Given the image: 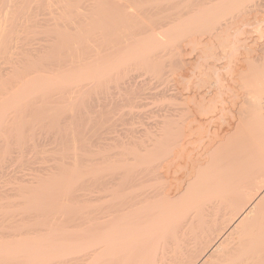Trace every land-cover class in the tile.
I'll list each match as a JSON object with an SVG mask.
<instances>
[{"label": "bare ground", "instance_id": "1", "mask_svg": "<svg viewBox=\"0 0 264 264\" xmlns=\"http://www.w3.org/2000/svg\"><path fill=\"white\" fill-rule=\"evenodd\" d=\"M107 1L0 65V158L76 95L83 115L75 143L50 118L74 148L54 135L53 166L0 191V264H264V0Z\"/></svg>", "mask_w": 264, "mask_h": 264}, {"label": "rangeland", "instance_id": "2", "mask_svg": "<svg viewBox=\"0 0 264 264\" xmlns=\"http://www.w3.org/2000/svg\"><path fill=\"white\" fill-rule=\"evenodd\" d=\"M1 1V0H0ZM8 2L5 4H1V2H0V8L1 7H6V10L4 11V12H2L1 13V15H0V65L2 66V65H4V66H8L9 64L8 63H10V61L11 60H13V59H15L16 58V55H17V53L18 52H20V51H27V50H33V49H35V48H39V46L42 44H45L44 42H46V40H47V42H51L52 41V39H53V41H58V39L60 40V38H59V35L60 34H66L67 36H72L73 34H75V36H76V34L78 33L79 34V32H80V30H79V27H81L82 26V19L83 18H85L84 16L86 15L88 18H91V17H95L96 18V13L94 14V16H93V14H92V12L93 11H91V6L93 5V4H95V3H98V4H96L97 5V7H96V9H99V7H100V2H99V0H72V2H71V0H61V1H63V4H65L66 3V1L67 2H69L70 3V5H71V7L69 6H67L66 4V6L65 5H63V7H62V3H61V1L60 0H55L56 2L57 1H59L61 4H56L55 3V1L54 0H47L48 1V3L49 4H45V2H47L46 0H41L42 1V3H39V1L38 0H32V2H31V0H7ZM52 1H54L53 3H55V4H51L52 3ZM79 1H81V2H79ZM83 1V2H82ZM109 1V0H108ZM107 1V4L109 3ZM115 1H117V0H110V5L111 6H109V4L107 5V4H105L104 6H106V7H108V8H106V11L107 12H109L107 15H106V13L104 14V13H102L101 14V16L104 14L106 17H108V15H109V17H114V18H116L117 16L118 17H122L121 15H123V14H127L128 13V7H129V4H131L132 3V5H134L133 6V9H135V10H138V9H136V8H138L139 6L140 7H142V6H146V3L145 2H147L146 0H143V2L141 1V0H139L138 2L136 1V3H134V1L135 0H126V1H123V0H118L117 1V3H119L121 6L122 5H124V4H126V6L124 5V7H127V5H128V7H127V10H126V8H124L125 9V11L121 14V13H117V15H115V11H120L121 12V10L123 9L121 6H119L118 7V4H117V7L115 6L116 5V3H114ZM121 1V2H120ZM128 1H131V2H128ZM140 1L142 2V6L140 5L141 3H140ZM65 2V3H64ZM74 2H76L75 4H73ZM94 2V3H93ZM113 2V3H112ZM125 2H127V3H129V4H127V3H125ZM17 3V4H16ZM20 3V4H19ZM29 3V4H28ZM79 3H80V5H79ZM92 3V4H91ZM138 3V4H137ZM73 4V5H72ZM90 4V5H89ZM135 4L137 5V6H135ZM7 5V6H6ZM16 7H15V6ZM61 5V6H60ZM69 5V4H68ZM77 5H79V7L77 6ZM84 5H86V6H84ZM114 5V6H113ZM14 6V7H13ZM76 6V7H75ZM90 8H89V7ZM113 6V7H112ZM144 6V8H146L147 9V7H148V3H147V7H145ZM83 7V8H82ZM110 7L111 8H113V10L111 9L110 10ZM135 7V8H134ZM139 7V9H141ZM86 8V9H85ZM95 8V5H93L92 6V10H94V12L96 11L97 12V10L96 9H94ZM115 8H117V10L115 9ZM119 8L121 9V10H119ZM143 8V7H142ZM149 8V7H148ZM151 8V7H150ZM81 9V10H80ZM108 9V10H107ZM115 9V10H114ZM83 10V11H82ZM86 10V11H85ZM87 10H90V11H87ZM82 11V12H81ZM105 11V12H106ZM110 11H112L113 12V14H112V12H110ZM123 11V10H122ZM84 12V13H83ZM87 12H88V15H87ZM93 12V13H94ZM83 13V14H82ZM86 13V14H85ZM89 13H91L90 15H89ZM99 13V12H98ZM111 14V15H110ZM121 14V15H120ZM129 15H130V13H128ZM127 14V15H128ZM83 15V16H82ZM99 15H100V13H99ZM86 17V18H87ZM97 17H98V14H97ZM94 19V18H93ZM57 24L58 25V28H54V26ZM50 26H53V27H50ZM47 27V28H46ZM48 27H50L51 29H49L48 30ZM9 30H11V32L12 33H10V31ZM4 32H9L10 34H11V36H9V38H8V44H7V46H6V48H5V50H2V45H1V41L3 40V37L1 36V34L2 33H4ZM8 33V34H9ZM70 34H72V35H70ZM73 38H75L76 39V37H74V35L72 36ZM58 38V39H57ZM66 39H69V38H66ZM74 39V40H75ZM48 40H51V41H48ZM46 42V43H47ZM77 42V41H76ZM3 52H5L4 53V59H3ZM188 73V72H187ZM186 73V74H187ZM73 96H75V95H73ZM72 96V97H73ZM76 97H78V99H77V101H75L76 99ZM76 97L74 98L73 97V99H75L74 101H75V103H77V102H79L80 100H79V96H77L76 95ZM79 100V101H78ZM73 101V100H72ZM60 103L61 102H58V103H54V105H53V103L51 104V106L53 105L54 107L52 108L51 106H50V104H48L47 105V107H50V109H49V111H51L52 109H56V107L58 106V105H56V107H55V104H59V106H60ZM64 103V104H63ZM63 103H61L62 105H65V102H63ZM71 103V102H70ZM75 103L73 102L71 105H72V107L70 106V108H72V110H76V111H73V113L75 114H73L72 116H71V114H72V111L70 112V110H69V112L66 110V114H65V116L63 117V119L60 117V115H58L62 120L60 121V120H57V118L56 119H54V116H51V114L52 115H55V114H53L52 112H54V110H52V112H48V111H46L48 114H46V113H42V112H44L45 110H47L46 108L47 107H44V108H42L41 110H40V113H39V115H41V114H43V115H45V116H40V117H42V118H40L39 120L40 121H37L36 123H39L40 125L38 126V127H36V125H38V124H35L34 126H33V128H32V132L33 133H31L30 134V138H31V136H33L32 138L34 139L35 137H36V139H32L31 138V140H30V138L27 136V137H25L24 139L25 140H27L28 142H26L25 140L23 141V142H21V145H19V146H23V148H24V145H22L23 143H25V148L23 149L22 147H20V152L22 151L23 152V150H24V152L22 153V157H21V159L19 158V155H21V153L19 154L18 152H15V151H17L18 149H19V147L16 145H13V144H9L10 146V152H12L13 150H12V145L17 149H15L12 153H7L6 155H5V158H0L1 160H0V168L2 169H0V171H2V172H0L1 173V177H0V179L4 176H2V173L3 172H5L6 174L8 173V172H10V173H8V175H10V177H8L10 180H7L6 179V177L8 176V175H5V177H3L2 179L3 180H7V181H3L2 179H1V181H0V191L2 192V193H4V195H5V197H6V195H8V193H9V195L10 196H12V194L14 195L15 193H14V191H16V189H15V187L14 186H16L15 184H16V178H18V180L17 181H19V180H23V181H27V180H29V179H31L33 176H34V174L35 173H38V172H40V171H42L43 169H45V168H47V166L49 165L50 166V164L52 163V161H50V163H49V161H48V163H47V161L45 162V160H48L47 158H49V156L51 155V154H55V152L54 151H52V149L53 150H55V147L54 146H56V145H58V143L60 144L61 143V141H60V139H61V134H62V136H63V139H62V141L63 142H66V140H67V142L66 143H63L65 146H66V144L67 145H69V142L70 141H73V138L76 136V137H78L77 139H76V137L74 138V141L75 140H78L79 139V136H80V130H82V126L81 127H79L81 124L79 123H77L78 124V127L79 128H81L80 130H78L77 132L79 133V136H78V133L76 132V131H74V133H71V132H73V130H75V129H77L78 127H76L75 128V126H77V125H75V120L77 119V118H79L78 116H80V115H78V114H80L81 113V109L82 108H80V110L81 111H79V109L77 108L78 106H80V103H77L76 105H77V107L75 106ZM92 103V102H91ZM74 104V105H73ZM79 104V105H78ZM77 108V109H75V107ZM57 111V110H56ZM59 111V110H58ZM58 111H57V114H58ZM77 111H78V113H77ZM80 112V113H79ZM56 113V112H55ZM64 113H65V111H64ZM56 114V115H57ZM70 114V115H69ZM82 114V113H81ZM50 115V117H48ZM62 115V114H61ZM76 115H77V117H76ZM75 116V117H74ZM43 117H45V118H43ZM48 117V118H47ZM53 117V119L54 120H57L58 122H59V124L60 125H62L63 126V124L62 123H64L65 125V130L66 129H68V127H69V123H70V121L73 123V122H75V123H73L71 126H70V128L73 126L74 128H72V129H70V131L69 130H66V132L67 131H69L67 134H70L69 136L71 137V135L72 134H74V136H72L69 140V142H68V139H66L67 138V136H65L66 134H65V131H64V129H62L61 131L60 130H57V129H60L59 128V124L56 126V128H54L55 127V125H56V121H54L53 119H50V118H52ZM57 117V116H56ZM82 118H83V115L81 116ZM50 119V120H47V119ZM59 118V119H60ZM72 120H71V119ZM82 118H79V120H81ZM43 119H45L46 121H48V122H43L44 120ZM64 119H65V121L66 122H69L68 124L67 123H65L64 122ZM70 121H69V120ZM43 120V121H42ZM52 120L54 121V124H53V122H52ZM79 120L77 119V122H79ZM150 120H153L154 121V118H150ZM82 121V120H81ZM50 122H52L51 123V125L52 126H54L53 128H54V131L51 129V125H48V123H50ZM44 124V123H46L44 126L46 127V128H48V127H50V128H48L50 131H52V132H54V133H52V132H49L46 128H44V126L42 125V124ZM41 125H42V128H40L41 127ZM64 126L63 127H61V128H64ZM66 126H68V127H66ZM128 127V126H127ZM36 128V129H35ZM40 128V129H39ZM78 128V129H79ZM126 128V127H125ZM37 132L38 131V133H39V131H41V133H39L40 135H41V137H40V135L37 133V135H35V133L36 132H34V130ZM38 129V130H37ZM44 129H45V132H44ZM46 132H48V133H50L49 135L48 134H46ZM58 132V134H56ZM60 132H61V134H60ZM63 132H64V134H63ZM53 135H52V134ZM35 136H34V135ZM59 134H60V136H59ZM44 135V136H43ZM45 135H48V136H45ZM54 135H55V137H57V135H58V139H59V137H60V139L58 140V139H55V140H57V141H60V142H58V143H55L56 141L54 140ZM39 137V138H38ZM44 137V138H43ZM51 137H52V139H51ZM66 137V138H65ZM50 138V139H49ZM29 139V140H28ZM44 139H48V140H51V141H46V140H44ZM65 139V140H64ZM42 140H43V142H42ZM52 140H54V141H52ZM38 142V144H40V145H36L37 144V142ZM41 141V142H40ZM73 141V142H74ZM31 142H33V143H31V144H34L35 146H36V148H35V146L34 145H31L30 143ZM72 142V143H73ZM78 144H80V141H76ZM29 144V145H27L26 146V144ZM36 143V144H35ZM54 143L56 144V145H54ZM61 143V144H62ZM75 143V142H74ZM77 143L75 144L76 145V147H77ZM62 144V146H60V147H62L63 149H64V145ZM70 144H71V142H70ZM31 147L28 151H27V149H28V147ZM34 146V147H33ZM53 146V147H52ZM72 146V147H71ZM74 145L72 144V145H70V148L72 149V148H74L73 147ZM79 146V145H78ZM13 147V148H14ZM50 147H51V149H50ZM57 148H59V145L58 146H56ZM68 146H66V148H67ZM75 147V148H76ZM32 148L34 149L35 148V150L36 151H33L32 150ZM45 148V149H44ZM56 148V149H57ZM69 147H68V149H70ZM79 148V147H78ZM77 148V149H78ZM26 149V150H25ZM40 149H42V151L39 153V150ZM50 149V150H49ZM76 149V150H77ZM38 150V151H37ZM46 150V151H45ZM48 150V151H47ZM59 150V149H58ZM57 150V151H58ZM74 150V149H73ZM26 151V152H25ZM56 151V150H55ZM78 152H79V150H77ZM33 152V153H32ZM34 152H37V153H39L40 155H42V154H45L46 152L47 153H49V155L48 154H46V155H48V156H46V159L44 158V156L45 155H42L43 156V158H41V156L40 157H38L39 159L41 158V159H43V160H38V159H36L37 158V156H38V154L37 153H34ZM43 152V153H42ZM54 152V153H53ZM69 152H71V151H69ZM69 152H67L68 154H69ZM78 152H75V150H74V152L73 153H78ZM14 153V154H13ZM16 153H17V155H16ZM42 153V154H41ZM51 153V154H50ZM10 154V155H9ZM19 154V155H18ZM35 154H37V156H35ZM71 154V153H70ZM79 154V153H78ZM16 157H15V156ZM34 157H33V156ZM73 157L75 156L74 154H71ZM71 155H69L68 157L71 159ZM17 156H18V158H17ZM78 155L76 154V156L75 157H77ZM51 157H52V155H51ZM50 157V158H51ZM14 158H16V159H14ZM4 159H6V160H4ZM35 159V160H34ZM45 159V160H44ZM31 160H32V162H31ZM42 161H44V162H42ZM2 162V163H1ZM35 162V163H34ZM69 162H71V160H69ZM43 163H45V164H43ZM40 164H41V166H40ZM42 164H43V166H42ZM51 166H53L52 164H51ZM19 168V169H18ZM35 168V169H34ZM36 168H37V171L39 170V169H41V170H39L38 172L37 171H34V170H36ZM43 168V169H42ZM34 169V170H33ZM13 170H14V173L15 172H17V173H15L14 175H13ZM32 171H34V173H32ZM20 172V173H19ZM12 175H13V177H14V179H13V177H12ZM29 175V176H28ZM32 175V176H31ZM36 175V174H35ZM21 176H23V177H21ZM19 177H21V179L19 178ZM30 177V178H29ZM23 178V179H22ZM16 179V180H15ZM13 181H14V184H13ZM14 185V186H13ZM14 187V188H13ZM15 189V190H14ZM13 191V193H11ZM6 192H7V194H6ZM1 195V194H0ZM8 195V196H9ZM3 198H4V196L3 195H1ZM0 196V197H1ZM9 196V197H10ZM2 197L0 198V199H2ZM18 209V208H17ZM14 211H16L17 212V210L15 209ZM57 211V210H56ZM50 212V213H49ZM48 212V216H49V214H51L49 217H50V220H49V222H51V223H54L55 222V220H56V222H57V220L60 222L61 220H62V218H63V216L62 215H57V213H61L60 212V210L58 211V212H55V211H53L54 213V216H53V214H52V212L51 211H49ZM22 213L24 214V215H22ZM30 215L28 216V214H27V212H19L18 213V215L15 213V215H14V217H11L12 218V220L14 219V220H16V221H18L17 223H19V226L20 225H22V223L20 224V222L23 220H25L24 221V223L27 221V222H29V220H30V222L32 223L33 221H34V219L33 218H31L32 216L31 215H33V213H30V212H28ZM56 213V214H55ZM0 214H2V213H0ZM25 214H27L26 216H25ZM43 214V213H42ZM63 214V213H62ZM10 215V214H9ZM37 215V214H36ZM39 215L40 216H42L40 213H39ZM63 215H65V214H63ZM2 216V215H1ZM0 216V217H1ZM8 216V215H7ZM6 216V217H7ZM59 216H61L62 218H60ZM3 217H5V216H3ZM51 217L53 218V219H51ZM22 218V219H21ZM27 218V219H26ZM28 218H29V220H28ZM55 218V219H54ZM1 219H3L2 217H1ZM0 219V220H1ZM19 219V220H18ZM64 219V218H63ZM13 220V221H14ZM33 220V221H32ZM54 220V221H53ZM35 222V221H34ZM33 222V223H34ZM16 223V222H15ZM30 223V224H31ZM48 224H50V223H48ZM56 224V223H55ZM46 226V225H45ZM40 228V226H37L36 228ZM43 226H41V228H42ZM20 228V227H19ZM38 228V229H39ZM47 228V227H46ZM43 229H45V227L43 228ZM20 231V230H19ZM11 259V258H10ZM12 260H14V262H12V261H10L9 260V263L10 264H15V258L14 259H12ZM8 262V261H7Z\"/></svg>", "mask_w": 264, "mask_h": 264}]
</instances>
